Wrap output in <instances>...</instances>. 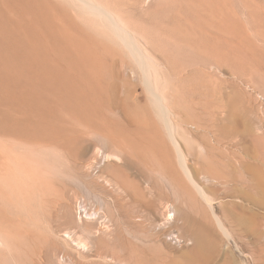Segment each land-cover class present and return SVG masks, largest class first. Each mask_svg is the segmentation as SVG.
<instances>
[{
  "label": "rangeland",
  "instance_id": "374dc122",
  "mask_svg": "<svg viewBox=\"0 0 264 264\" xmlns=\"http://www.w3.org/2000/svg\"><path fill=\"white\" fill-rule=\"evenodd\" d=\"M98 1L153 57L144 69L97 16L69 8L65 17L61 8L52 6L53 20L46 26L39 21L37 0H0V264H112L107 240L123 230L140 241L124 225L141 221L136 203L150 195L148 187L162 192L169 202L182 203L155 150L143 154L129 150L133 137L150 139L152 144L163 140L173 166L181 172L164 120L155 113L147 88L161 93L169 105L175 89L176 100L186 106L189 122H181L176 112L169 123L195 181L205 191H213L215 213L221 215L222 202L233 201L264 214V90L253 77V71L257 76L262 73L264 64L248 52V44L264 51V43L256 37L257 26L264 28V0H150L137 6L129 0ZM154 53H160L164 61ZM44 65L54 70L53 80H43ZM113 67L118 74L115 102L122 112L109 106L106 91L105 99H95L94 109L79 114L52 99L58 82L68 86L82 77L88 84L102 77L115 82ZM61 78H65L62 83ZM223 81L244 94L252 127L256 126L252 132L263 136L258 149L249 137L216 135L208 124L214 112L224 115L218 96L225 89ZM212 88L218 91L214 96ZM197 112H201V123ZM125 116L134 121L136 131L122 127ZM190 135L196 149L192 155L183 139ZM200 139L215 144L216 158L233 171L225 173L228 177L198 175L195 156L206 154L198 145ZM242 160L249 166L245 171ZM248 178L258 192L244 186ZM234 190L240 193H230ZM164 209L168 211L169 206ZM79 210L84 213L77 214ZM230 210L227 207L226 214ZM174 222L155 250L185 264L181 253L191 244L181 220ZM225 226L230 236L219 232V246L212 249L207 242V264H260L264 235L256 242L252 236L238 237Z\"/></svg>",
  "mask_w": 264,
  "mask_h": 264
},
{
  "label": "bare ground",
  "instance_id": "6f19581e",
  "mask_svg": "<svg viewBox=\"0 0 264 264\" xmlns=\"http://www.w3.org/2000/svg\"><path fill=\"white\" fill-rule=\"evenodd\" d=\"M58 1L59 3L53 2L51 0H37L36 9L39 14V21H41V25H46V26L51 25L50 21L53 20L52 15L50 14L52 6H55V8L58 7L59 9L61 8L63 15L65 17H68L66 12H69V8H73V10L78 11L77 14L86 13V14H92V16L94 15L93 18L95 16L101 18L103 24L105 25L104 27L109 28L113 39L118 42L120 41L122 45H125V49L128 48L129 52L131 53L130 56H132L135 60H137L140 67H143L145 64H147L149 62V61L147 62V60L149 59L152 60L153 57H151L146 52H144L141 47H140L141 49L139 48V46L137 45V41L135 42L134 40L135 38L133 39L132 35L130 37V35L126 32L127 28L125 29L122 24H118L119 21L116 22L117 20L114 18L112 10H109L106 7V5H104L102 2L98 0L97 1L58 0ZM129 1H130L129 3H131V6H135V5L137 6V5L148 3L150 0H129ZM223 6L225 8V4ZM256 34H257L256 37L264 43V28L262 26L260 27L257 26ZM185 36H187V33L185 34ZM248 52L252 55L254 59L256 58L257 60L262 61V63L264 64V51L257 50L256 48H253L252 46H249L248 44ZM154 54L157 55V58L164 61V57L160 55V53H154ZM80 57L83 60V57L82 56ZM211 66H210V69H211ZM42 69L43 70H41L40 73L44 77L43 80L47 79L50 81L54 79L53 69H51L50 67L46 65H44ZM189 69H187V71ZM114 72L115 73H112V78L114 77L113 80H115V82L113 81L110 82L108 79L103 78V77L101 80H97L96 84H88V82L83 77L81 78L80 81H74L72 83L70 82L68 86L66 85L62 86L58 82L57 84L58 87H55L54 89L52 88L53 93L51 94V97L55 102H57L60 105H63L64 109H68L69 111H71L72 114H76V113L79 114V113L88 112L90 109H94L96 107L95 99L103 100L105 99L104 97H106V95L109 93V97H108L109 106L113 107V109H119L122 112L123 109L120 107L119 104L117 105L115 102V99L117 98V88H118V74L115 68H114ZM203 72L205 71L203 70ZM253 72H254L253 77L255 78V81L256 82L258 81V84H260V87L264 90V70L261 69L262 73L260 72L261 74H259V76H257V72L255 71ZM210 73H212L211 70H210ZM207 77L209 78V80H212L211 75H207ZM64 79L65 78H61L60 82L61 83L64 82ZM230 83L228 81H223L222 85H224L225 89L222 88V90L219 91V95H218L220 98L219 109L224 112V115L222 117H219L218 114L214 112V115L208 118V121H209L208 124H210V127L216 132V135L222 136V135L229 134L232 136H241L244 140L245 138L248 139L249 137L252 140V144L254 148L258 149L260 146V142L263 140V136L262 135L260 136L258 134H255V132H252L256 126L252 127L254 122H252V120L249 118V111H247L246 106H245V96L237 86H235L233 83L232 84ZM90 85H96V88L89 87ZM146 90L150 95L149 100L151 101L152 106H154L156 110L155 113L157 112L158 116L162 118L161 121L164 120L165 126L167 128L169 140L173 144L174 149L177 154L178 164L181 169L180 170L181 172L179 173V171H177V169L173 166L172 159L168 155V150L163 140L158 141L156 144H152V141L150 139H144L143 137L140 136L138 137V140H137L136 137H133L132 140L129 141L130 143L129 146L131 147V148L129 147V150H131L130 151L131 153L139 152L140 154H143L147 151L152 152L153 150H155L158 156L157 158L160 160L159 162L161 165L160 168L163 170V172H166L167 170V174H169L173 182L176 184V188L179 190L181 194L182 203L179 205V204L169 202V200H167V198L163 196L162 192L152 190V188L147 186L148 187L147 189L150 190V195L139 200V202L136 203V206H137L136 211H140L139 218H141L140 219L141 221L134 222L135 221L134 220L133 222H129L126 225H124L130 232H132L133 235H136L137 237H139L140 241L132 240V238L127 236L123 230L120 231L119 234H116L115 237H113L112 239L107 240L105 245L109 249H111L112 254L110 258L113 261L112 264L113 263L114 264H183L182 261H179L174 256L168 255L167 257V255L165 256V254L161 252H157L155 250V246L158 248L162 244L163 242L162 239L166 233V229L169 226H172V223L174 221L177 222L178 219L181 220V224H182L181 228L184 231L183 234L185 238L188 240V243L191 244V246L187 248V251L181 253V255L183 256L181 257L183 258V262L185 264H207L208 256L206 255V253L208 252L207 247H209L207 246V242L210 241L212 243L211 248L215 249L218 245V242H221L219 241L220 240L219 232H222L226 236L229 235V231L227 227L225 226L226 223L229 225L230 229L234 233L236 232L237 235H239L238 237H240L241 234L243 236L244 235L252 236L253 238H255L256 242H260L263 239V235H264V214L263 213H261L260 211L254 208H251L248 205L242 204V203H237L233 201H225V202H222L220 205L221 215H217L214 211V207L216 206L213 205L215 201L211 195L213 191L210 190L209 192L207 190L209 192L207 193V191L204 190L205 188L202 187L203 185L200 186L195 181L196 180L194 179L195 177H193L190 169L188 168L186 155H184V152H182V149L180 148L178 142L174 138V134L172 133L173 130H171V126L173 123L171 124V126L169 123L170 115L171 116L172 114L175 115L176 112L179 115V119L182 118L181 122L185 124L189 122L188 116L184 114V110L186 106L181 107L179 98L178 100H176L177 91L173 89L171 93L172 104L169 105L167 102H165V99L161 93H158L156 90H153L150 88H147ZM211 90H212L213 96L216 93H218V91L216 92L214 88H212ZM105 91H106V95H105ZM42 98L43 97H41L39 104H42V102H44ZM176 103H177V106H176ZM147 106L148 107L146 109L148 111V115L151 116L153 112L150 106L149 105ZM200 113L201 112H197L199 123H201L199 119ZM212 113H213V110L211 114ZM125 118H127L126 123L125 124L122 123V127H124L126 130H128L131 133L136 131L137 127L135 126L134 121L131 118H128L126 116ZM153 129L155 131V134H157V137H160L158 127L154 126ZM140 133L144 134V131ZM193 136L190 135L189 138L183 137L184 142L186 144L185 146L187 147V151L192 152L191 155L195 154L194 150H196V149L193 150L194 148L193 142H192L194 139ZM198 143H199L198 144L199 147L205 150V153H206L205 156H203L200 153H197L195 156L196 157L195 159H197L196 163H197L198 175L200 173L202 174V176H204V178H206V176L207 177L216 176L217 178L220 179L221 177H223V174L226 173L230 175L233 172L231 171V169L227 167L226 164L222 163L216 158L215 146H214L215 144L213 145L210 141L203 140V139H200ZM120 145L123 147L122 144H119V146ZM149 157L151 158V155ZM240 163L244 171L245 169L249 168L248 164L245 161L242 160ZM233 170L236 171L235 169ZM249 179H252V178H248L244 180V184H245L244 186L248 187V189L254 188L255 190H253V192H258V187L252 184L251 180ZM255 181L257 183L259 182L256 179ZM230 193L235 194V193H240V192L234 190L233 192L230 191ZM201 201L205 203L208 209L203 205ZM166 206L167 207L169 206L168 211L164 209ZM227 207L231 209L229 211V214H226ZM83 211L84 210L82 211L79 210L77 214L79 215L81 213L83 214L84 213ZM127 213H129V209ZM260 255H261L260 264H264V251H262Z\"/></svg>",
  "mask_w": 264,
  "mask_h": 264
}]
</instances>
